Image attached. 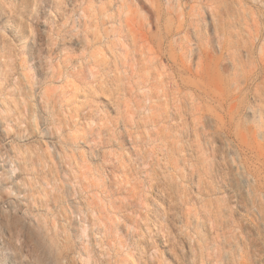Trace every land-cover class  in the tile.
Returning a JSON list of instances; mask_svg holds the SVG:
<instances>
[{
	"label": "clouds",
	"instance_id": "clouds-1",
	"mask_svg": "<svg viewBox=\"0 0 264 264\" xmlns=\"http://www.w3.org/2000/svg\"><path fill=\"white\" fill-rule=\"evenodd\" d=\"M0 264H264V0H0Z\"/></svg>",
	"mask_w": 264,
	"mask_h": 264
},
{
	"label": "rangeland",
	"instance_id": "rangeland-1",
	"mask_svg": "<svg viewBox=\"0 0 264 264\" xmlns=\"http://www.w3.org/2000/svg\"><path fill=\"white\" fill-rule=\"evenodd\" d=\"M148 51L149 52H151L152 51V48L151 47H149V49H148ZM121 163H124V161H123V159L121 158ZM163 239H165V237H161V240H163ZM158 243H159V241H158Z\"/></svg>",
	"mask_w": 264,
	"mask_h": 264
}]
</instances>
